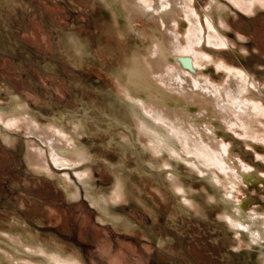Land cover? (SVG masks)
Instances as JSON below:
<instances>
[{
    "label": "rangeland",
    "instance_id": "374dc122",
    "mask_svg": "<svg viewBox=\"0 0 264 264\" xmlns=\"http://www.w3.org/2000/svg\"><path fill=\"white\" fill-rule=\"evenodd\" d=\"M124 4L0 0V108L24 104L37 125H56L78 148L67 156H77L73 165H58L39 138L0 119V264H10L6 253L21 264H264V114L249 122L185 94L194 100L187 113H162L190 139L159 145L152 133L170 132L139 72L172 68L158 47H185L189 20L178 11L152 29ZM255 4L244 11L230 0H192L204 28L217 23L228 45L212 44L205 31L189 71L217 86L241 72L264 101V6ZM130 19L139 33L127 29ZM193 139L219 150L218 142L222 164L206 161V170L183 157ZM28 145L44 152L37 167ZM241 164L256 183L240 178ZM7 234L39 251L13 245Z\"/></svg>",
    "mask_w": 264,
    "mask_h": 264
},
{
    "label": "bare ground",
    "instance_id": "6f19581e",
    "mask_svg": "<svg viewBox=\"0 0 264 264\" xmlns=\"http://www.w3.org/2000/svg\"><path fill=\"white\" fill-rule=\"evenodd\" d=\"M106 1H108V4L112 9H116V7H119L120 5H122V3L123 4L125 3L126 5L125 4L124 5L129 9V11L131 13L134 14L133 15L134 17H146L147 19H145V20H147V22H150L152 29H154V28L157 29L159 27L167 25L168 23H171L172 22V15L176 14L178 11H183L187 14V17L189 20V34H188L187 41H186L187 47L186 46L180 47L179 44H177V45L175 44L174 46H171L169 41L167 44L166 43L163 44L162 42L164 40L161 42L162 44L159 45V47H158L159 54L164 55L165 63H167V62L173 63L172 68L168 69L167 72H164L163 74L158 73V74L150 75L151 73H149L147 71L146 67L142 68L141 72H139L141 82L146 84L147 86L155 89V91L152 93V99L155 102V108H154L155 110L154 111H155L156 119L158 121L164 122L169 129L168 131L170 132L169 133L170 135L163 136V137L158 135L156 133V131L154 133H152V138L155 139V141L159 145H161L163 147L170 146L171 145V143H170L171 139H172V137H175V136H179L181 139H182V137H187L188 139H190L189 136L183 132V130H184L183 126L180 127L175 122L170 123L169 121H166L165 115L162 113V108H164V107H167L168 109L171 108L172 109L171 113H173L175 111L178 113L180 111L187 113L188 112L187 109L191 108V105H192L191 103H194V100L189 101L188 99H186L185 94L199 96L203 99L208 97L211 99L213 106L218 111H220V112L221 111H228V112H232V113H239L242 116V118L243 117L244 118H251V119H249V122H251L252 119L255 121H258L257 119L260 118V115L264 114V101L259 100L260 97H258L259 99L253 98V96H252L253 94L250 92L251 91L250 90V83L251 82L249 81L250 78H248V76L246 74H242L241 72L237 73L235 71H231L229 74V78H228L227 83L223 84L221 86H217V85H214V84L208 82L205 79H201L199 77L194 76V74H193L194 72L190 73L189 70L194 69V59L199 55L198 45H199L200 41H202L201 39L204 37L205 31L207 32L209 42H211L212 44L218 45L219 47L221 45L222 46L228 45V41L225 38L224 32L216 27L217 23L214 24L212 22L209 24L207 29L204 28L203 23L200 20L199 16L194 14L192 11V0H106ZM230 1L234 5H236L237 7H239L240 9H242L244 11L255 10V8H256L255 3H257V2L261 3L259 5L264 6V0H230ZM210 8H212V6ZM221 13H222V11H221ZM119 14H121V13H119ZM222 14H224V13H222ZM124 19H125V17H124ZM125 25H126L127 29L132 30L135 33H139V31L136 30L134 21H132L131 19L128 20V22H125ZM168 27H169V25H168ZM213 28H216V29H213ZM162 33H163V31H162ZM150 37H151V35H150ZM160 38H163V37H160ZM75 42H76V40H75ZM175 48L178 50V53L174 52ZM186 50H188V52H189L187 57L182 55V52L186 51ZM199 50H200V48H199ZM201 51H203V50H201ZM133 65H134V63H133ZM150 69L151 70H153V69L158 70V65L154 64L152 67H150ZM164 71H166V70H164ZM130 84L131 83L129 82V85ZM160 85H164L165 89H162ZM127 87H128V85H127ZM176 91L178 92V95L175 94L176 96H174L173 93ZM25 108H26V106L24 104L19 105L18 110L15 107L13 109L14 110L13 112L10 111V108L9 109L8 108H0V119L2 121L10 120L9 123H13V124H15V126L23 127V129L27 133L32 134L33 136L39 138V140L43 142L42 144L47 145L49 155L51 156L53 161L56 162L58 165H66V166L67 165H73L74 161H76L75 157L78 156V153H77L78 148L75 149L73 146L70 147L68 145L69 144L68 141H66V139H64V137L66 135L65 132L62 131L61 129L56 128V125H49V126L40 127L39 125H37L34 115L32 113H29L27 111V108L26 109ZM18 111H20L22 113H19ZM10 112H12V114H11V116H8V114H10ZM191 116H193V115H191ZM177 117H178V115H177ZM216 118H218V116ZM189 121H191V120H189ZM253 126H255V125H253ZM13 140L11 139V142H13ZM172 142H174V141L172 140ZM215 143H216V145L219 146V150H217L215 148V145L213 142L202 143V142H197L193 139V142H191V147L189 148V151H185V150L182 151L183 157H186L187 159L191 160L192 162L196 163L197 165L202 166L206 170L208 168L207 167L208 165L206 166V161H213L214 163H221L222 164V160H225V158H226V153L223 152V150H222V148L218 142H215ZM153 146H155V145H153ZM80 150H82V149H80ZM27 153H28V157L30 160V164L35 166V167H37L39 164H42L44 159H45V155H44L43 150L41 148H38L35 145H33V146L28 145ZM74 153H75V155H77V156L73 157L74 160H72L73 158L71 159V158L67 157L68 155H70V156L74 155ZM190 153L195 154V155L191 156V158H193V159L190 158ZM197 155L201 157L202 161H201V159H198L196 157ZM203 160H205V164H203ZM235 170H237V172L239 171L238 174H240L239 175L240 178L242 177L248 184L249 183H252V184L256 183L255 181H253V175H255V174L251 175V171H250L249 166H247L245 164H241L240 168L235 169ZM248 180H251V182H249ZM68 190L70 191V189H68ZM102 199H104V198H102ZM94 204H95V202H94ZM254 217L258 218L257 215H255ZM22 235H23V233H22ZM7 237L11 242L15 243L13 245L18 244L21 247H23L27 252L32 253L35 251H39V247L37 245L26 244L27 242L25 240L24 241L26 243H24L23 240H21V237L19 235L7 234ZM1 253H2V251H1ZM5 256L8 259H10V264H21L18 261V259L15 256H13L11 253H6ZM75 260H73L72 263L73 264H79V262L77 260L76 261ZM29 263H30V261H29ZM32 264H37V263L32 262Z\"/></svg>",
    "mask_w": 264,
    "mask_h": 264
},
{
    "label": "water",
    "instance_id": "95a60500",
    "mask_svg": "<svg viewBox=\"0 0 264 264\" xmlns=\"http://www.w3.org/2000/svg\"><path fill=\"white\" fill-rule=\"evenodd\" d=\"M249 182H251V180H248ZM264 182V180H262Z\"/></svg>",
    "mask_w": 264,
    "mask_h": 264
}]
</instances>
